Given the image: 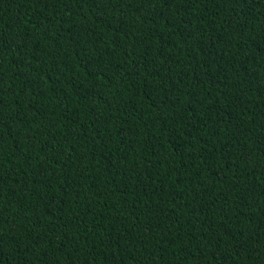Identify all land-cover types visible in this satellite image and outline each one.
Here are the masks:
<instances>
[{"label": "trees", "instance_id": "1", "mask_svg": "<svg viewBox=\"0 0 264 264\" xmlns=\"http://www.w3.org/2000/svg\"><path fill=\"white\" fill-rule=\"evenodd\" d=\"M0 264H264V0H0Z\"/></svg>", "mask_w": 264, "mask_h": 264}]
</instances>
